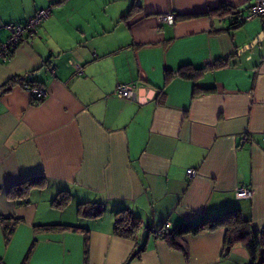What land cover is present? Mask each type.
<instances>
[{
  "label": "crops",
  "instance_id": "1",
  "mask_svg": "<svg viewBox=\"0 0 264 264\" xmlns=\"http://www.w3.org/2000/svg\"><path fill=\"white\" fill-rule=\"evenodd\" d=\"M254 1L0 0V41L8 24L50 7L0 59V264H22L33 242L26 264L250 262L240 244L222 255L223 228L184 236L188 261L153 232L231 210L264 229V18L232 26L235 16L215 11L224 3L245 14ZM166 12L173 24L160 21ZM229 54L223 68L166 82V71ZM13 77L44 84L47 95L36 100ZM119 83L133 84L136 100L116 96ZM196 87L204 91L193 95ZM32 177L44 185L22 202L14 191ZM62 190L69 210L52 204ZM86 201L103 213L80 215ZM124 208L141 219L135 239L113 232ZM4 217L16 219L8 243Z\"/></svg>",
  "mask_w": 264,
  "mask_h": 264
},
{
  "label": "trees",
  "instance_id": "2",
  "mask_svg": "<svg viewBox=\"0 0 264 264\" xmlns=\"http://www.w3.org/2000/svg\"><path fill=\"white\" fill-rule=\"evenodd\" d=\"M215 11L219 15L232 14L234 17L232 26H237L243 21L241 20V11L234 10L232 7L227 4L221 3ZM233 54L225 55L220 58H217L210 65L204 68H194L192 66L186 65L178 68L175 73L170 71L165 72L166 82L174 75L195 80L204 69H219L223 68L230 64V59ZM17 82L21 86L24 84H33L39 83L34 81H25L19 77L11 78L10 83ZM204 91L196 87L193 91V95H196ZM43 180L41 177H32L21 181L17 188V191H14L15 195L21 197V201L25 202L27 200V194L30 191L31 187H42ZM69 200V192L62 190L58 192L56 197L52 200V204L56 207H64ZM78 213L86 217H99L103 211L104 207L99 202L95 201H86L78 204ZM16 219L7 217L2 218L3 231L5 242L8 243L11 235L14 231V223ZM141 226V219L133 215L132 212L127 209H120L114 212V225L113 232L114 234L128 238L135 239L136 233ZM36 231H51V230H84L87 229L80 228L76 225H67V224H37L34 226ZM224 229V238H223V250L222 255H226L233 246L242 245L248 251L250 256V262L248 264H256L258 253L262 250V256H264V229H255L251 225V220L242 215L239 210H231L215 216H204L194 221H186L179 225L174 226L171 229L161 227L156 229L153 233L155 236L160 237L166 243V245L171 248L182 252L184 259L188 261L189 251L184 243V236L186 235H197L202 232H211L216 229ZM34 242L30 247L28 253L26 254L22 264H26L30 253L33 249ZM87 236L85 237V253H87ZM261 264H264V259H262Z\"/></svg>",
  "mask_w": 264,
  "mask_h": 264
},
{
  "label": "built area",
  "instance_id": "3",
  "mask_svg": "<svg viewBox=\"0 0 264 264\" xmlns=\"http://www.w3.org/2000/svg\"><path fill=\"white\" fill-rule=\"evenodd\" d=\"M50 13V7L38 10L34 16L29 18L23 24H8L9 34L4 41H0V59L6 60L13 48L21 41L26 40V36H31L35 33L38 25L44 20ZM264 18V0H255L254 3L248 8L247 12L241 16L242 21L251 20L252 18ZM159 19L162 22L168 24H173L175 22L176 16L173 12H166L159 15ZM211 63L207 61L206 66ZM76 69L79 66L76 65ZM23 87L30 91L36 100H41L47 95V89L44 84L33 83L24 84ZM115 94L119 98H124L128 100H136V89L133 84L119 83L116 86ZM189 175H195L196 170L189 168L186 170ZM238 194L247 195L250 194V190L246 187H240Z\"/></svg>",
  "mask_w": 264,
  "mask_h": 264
},
{
  "label": "water",
  "instance_id": "4",
  "mask_svg": "<svg viewBox=\"0 0 264 264\" xmlns=\"http://www.w3.org/2000/svg\"><path fill=\"white\" fill-rule=\"evenodd\" d=\"M261 35H262V34L257 35L256 38H255L250 44H247V45L243 46V48H248V47H250L251 45H253V43H255L257 40L260 39V36H261ZM241 49H242V48H241Z\"/></svg>",
  "mask_w": 264,
  "mask_h": 264
},
{
  "label": "rangeland",
  "instance_id": "5",
  "mask_svg": "<svg viewBox=\"0 0 264 264\" xmlns=\"http://www.w3.org/2000/svg\"><path fill=\"white\" fill-rule=\"evenodd\" d=\"M69 205H68V207H67V210H69L70 208H72V206H74V204L73 203H68ZM71 204V205H70Z\"/></svg>",
  "mask_w": 264,
  "mask_h": 264
}]
</instances>
